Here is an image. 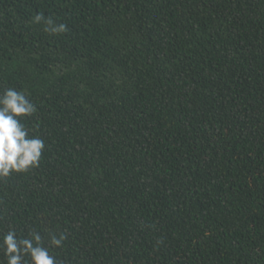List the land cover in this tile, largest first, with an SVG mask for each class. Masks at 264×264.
<instances>
[{
  "label": "trees",
  "instance_id": "obj_1",
  "mask_svg": "<svg viewBox=\"0 0 264 264\" xmlns=\"http://www.w3.org/2000/svg\"><path fill=\"white\" fill-rule=\"evenodd\" d=\"M8 88L45 147L0 179V238L63 233L56 264H264V0H0Z\"/></svg>",
  "mask_w": 264,
  "mask_h": 264
},
{
  "label": "clouds",
  "instance_id": "obj_2",
  "mask_svg": "<svg viewBox=\"0 0 264 264\" xmlns=\"http://www.w3.org/2000/svg\"><path fill=\"white\" fill-rule=\"evenodd\" d=\"M45 21V31L61 34L67 31L64 23L56 24L51 17L45 20L42 14L34 16L33 21ZM36 106L26 97L24 91L6 89L0 94V179L9 177L13 172L25 173L39 166L45 147L40 138L29 137V130L21 118L32 116ZM67 239L60 233H49L47 246L40 232L30 230L27 236H18L15 229H9L0 238V252L6 264H56V257L50 248H59ZM0 264H4L0 261Z\"/></svg>",
  "mask_w": 264,
  "mask_h": 264
}]
</instances>
